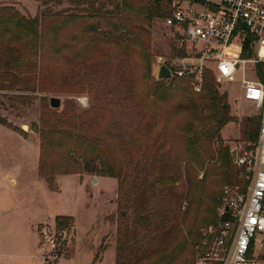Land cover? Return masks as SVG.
<instances>
[{"label":"rangeland","instance_id":"1","mask_svg":"<svg viewBox=\"0 0 264 264\" xmlns=\"http://www.w3.org/2000/svg\"><path fill=\"white\" fill-rule=\"evenodd\" d=\"M118 2L0 0V6L33 17L84 15L90 3L108 11ZM81 24L47 25L27 101L12 100L16 92L0 93V116L14 127L0 125V264H196L223 188L234 186L184 154V127L192 118L171 94L179 89L172 66L182 61L172 51V31L159 18L146 33L115 44L83 34ZM161 65L171 77L157 81ZM240 77L217 88L234 118L219 133L230 151L244 140L240 122L255 117L242 98ZM155 82L165 83L167 101L156 99ZM51 98L59 99V108L50 107ZM41 129L95 138L81 144L98 155L97 172L56 170L71 169L66 152L73 141L66 134L55 136L40 166ZM102 160L117 167V176L101 174Z\"/></svg>","mask_w":264,"mask_h":264},{"label":"built area","instance_id":"2","mask_svg":"<svg viewBox=\"0 0 264 264\" xmlns=\"http://www.w3.org/2000/svg\"><path fill=\"white\" fill-rule=\"evenodd\" d=\"M164 24L184 53L175 76L192 77L199 92L204 70L218 85L239 72L242 98L259 118L255 138L234 147L241 186L223 188L217 217L227 208V220L209 227L196 264H264V0H178ZM247 37L251 56L242 58Z\"/></svg>","mask_w":264,"mask_h":264},{"label":"trees","instance_id":"3","mask_svg":"<svg viewBox=\"0 0 264 264\" xmlns=\"http://www.w3.org/2000/svg\"><path fill=\"white\" fill-rule=\"evenodd\" d=\"M39 1V0H32ZM178 0H119L111 10H105V6L100 4L94 7L93 4L87 7L84 15L70 13L51 14L37 12L35 16L22 15L13 6H0V93L16 92L18 94L11 97L12 100L27 101L24 95L33 90L36 81V72L40 69V64L45 50L43 32L47 25L61 21L63 23L73 22L79 19L82 33L98 37L99 41L105 40L124 44L129 36L146 33L145 26H151L155 19H166L171 15L172 4ZM250 37L246 38L244 50L241 52L242 58L251 56L247 45ZM174 56L184 57V53L173 48ZM146 51H143L145 55ZM173 81L178 84V88L171 91L173 97L179 96L181 99L178 107L190 114L192 121L184 129V154L187 160H193L205 170L210 169L219 177L223 184L235 185L239 182L238 170L230 159V150L223 146L220 138V131L229 123L234 121L230 116V106L227 102V95L218 91V84L214 80L211 71L202 72V84L198 93L191 91L192 77H173ZM184 85L185 87L181 86ZM181 86V87H180ZM190 92H188V90ZM154 95L160 102H165L169 98V90L164 82H155L153 86ZM170 94V97H171ZM0 125L14 130V127L0 116ZM258 117H244L240 122L241 133L244 140L254 139L258 130ZM42 126H45L43 124ZM68 129V128H67ZM194 129H201L200 131ZM39 164L42 166L46 148L48 151L56 145L55 136L58 134L69 135L73 141L72 150L66 152L68 163L71 169L56 168L60 173L79 174L97 172L95 162L97 156H90L88 149H83L82 144L90 146L96 143V139L83 137L71 130L41 129ZM81 142H83L81 144ZM60 146V145H58ZM82 146V147H81ZM81 148V149H80ZM82 153L80 163L77 158ZM101 174L115 177L117 167L107 161H100ZM159 183L160 180L152 181L150 188ZM148 198L144 196V201ZM124 210V209H123ZM125 212V210H124ZM122 216V214H121ZM214 226L218 224L216 217Z\"/></svg>","mask_w":264,"mask_h":264},{"label":"water","instance_id":"4","mask_svg":"<svg viewBox=\"0 0 264 264\" xmlns=\"http://www.w3.org/2000/svg\"><path fill=\"white\" fill-rule=\"evenodd\" d=\"M170 77H171L170 69L165 65H161L158 68V71L156 74V80L161 81V80L169 79ZM49 105L51 108L57 109L60 106V101L58 98H51L49 100ZM235 156H236V150L232 149L230 151V159H231L232 163H234V161H235ZM228 214H229V212H228V209L226 208L225 212L222 215H220V217L218 218L219 223L225 222L227 220Z\"/></svg>","mask_w":264,"mask_h":264},{"label":"bare ground","instance_id":"5","mask_svg":"<svg viewBox=\"0 0 264 264\" xmlns=\"http://www.w3.org/2000/svg\"><path fill=\"white\" fill-rule=\"evenodd\" d=\"M24 128V130H26L27 128L26 127H23Z\"/></svg>","mask_w":264,"mask_h":264}]
</instances>
